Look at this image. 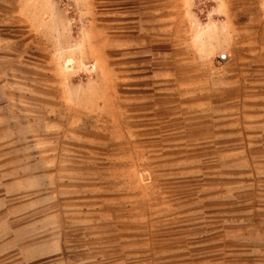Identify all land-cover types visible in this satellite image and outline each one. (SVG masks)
<instances>
[{"label": "rangeland", "instance_id": "obj_1", "mask_svg": "<svg viewBox=\"0 0 264 264\" xmlns=\"http://www.w3.org/2000/svg\"><path fill=\"white\" fill-rule=\"evenodd\" d=\"M213 1L0 0V264H264V0L203 63Z\"/></svg>", "mask_w": 264, "mask_h": 264}, {"label": "crops", "instance_id": "obj_2", "mask_svg": "<svg viewBox=\"0 0 264 264\" xmlns=\"http://www.w3.org/2000/svg\"><path fill=\"white\" fill-rule=\"evenodd\" d=\"M179 2H182L181 3L182 7L180 8V10L182 11V13H184L183 18L190 17L192 15L191 13H193V10H191L192 2L190 1H187V3H185V1H179ZM213 2L214 3L212 7V13L210 11L208 22H204L203 24L200 25L197 16L194 14L191 19L193 23H196L195 25L198 28L196 32L198 31L200 33L202 31L204 32V34H206L209 37V40L207 42L208 46L206 49L208 51L207 54L203 56H199L200 59L203 60V63H207L205 62L207 60H209L208 62H211V58L218 56L219 54H223L225 51H227L225 49L230 48L232 37L233 36L235 37V34L240 32L236 30L235 28L236 25H235L234 30L236 31L232 33V25L235 23V21H237V19L232 15L230 1L220 0ZM223 38L227 39L226 43L220 42L221 39ZM218 42L221 45L218 44ZM199 43H201V41ZM206 66H207L206 68L211 70V63H209ZM101 71L105 79L102 85L103 87L102 99L104 100L102 113L103 115L108 116L110 118L118 119L119 116L121 115V111L119 106V100L117 99V96L114 95V93H116L117 95V88H116L117 74L115 73V71H113V69H111V67H109V63L101 66ZM209 76L211 77V74H209ZM262 133H264V130Z\"/></svg>", "mask_w": 264, "mask_h": 264}]
</instances>
